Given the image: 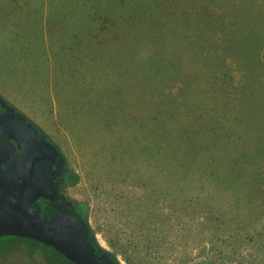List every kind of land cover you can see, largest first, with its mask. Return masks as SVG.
I'll use <instances>...</instances> for the list:
<instances>
[{
	"label": "rangeland",
	"instance_id": "rangeland-1",
	"mask_svg": "<svg viewBox=\"0 0 264 264\" xmlns=\"http://www.w3.org/2000/svg\"><path fill=\"white\" fill-rule=\"evenodd\" d=\"M0 104L53 148L52 203L112 264L98 229L152 192L264 224V0H0ZM4 241L0 264L46 263Z\"/></svg>",
	"mask_w": 264,
	"mask_h": 264
},
{
	"label": "trees",
	"instance_id": "trees-1",
	"mask_svg": "<svg viewBox=\"0 0 264 264\" xmlns=\"http://www.w3.org/2000/svg\"><path fill=\"white\" fill-rule=\"evenodd\" d=\"M202 108L204 112L213 110ZM70 182L76 180L72 178ZM133 188L132 191L136 190ZM107 194L111 202L120 203L124 199V194H113L112 189ZM164 197L152 192L149 197L138 198L126 209L117 211L121 228L112 224L109 235L106 229H98L114 255L127 264H264V224L251 228L233 225L209 204L202 211H185L183 207L198 200L176 195ZM7 239L32 243L45 264H74L42 242L24 237Z\"/></svg>",
	"mask_w": 264,
	"mask_h": 264
},
{
	"label": "water",
	"instance_id": "water-1",
	"mask_svg": "<svg viewBox=\"0 0 264 264\" xmlns=\"http://www.w3.org/2000/svg\"><path fill=\"white\" fill-rule=\"evenodd\" d=\"M0 115L7 123L6 134L0 138V238L24 237L33 239L51 246L74 264H112L98 252L90 236H88L83 223L70 215L57 214L49 220H39L37 216L29 214L18 197L12 191L14 183L26 176L38 163L37 152L50 153L55 159L54 150L40 138L31 127L21 119L0 106ZM17 131V133H16ZM18 134L22 142L29 143L30 154L34 153L36 160L21 170L14 171L7 164V174L11 176L8 182L2 181L1 167L5 152L9 148L7 142L10 134ZM24 146V145H23ZM25 147V146H24ZM26 152V150H24ZM25 154V153H24ZM23 156V155H21ZM73 218V219H71Z\"/></svg>",
	"mask_w": 264,
	"mask_h": 264
},
{
	"label": "flooded vegetation",
	"instance_id": "flooded-vegetation-1",
	"mask_svg": "<svg viewBox=\"0 0 264 264\" xmlns=\"http://www.w3.org/2000/svg\"><path fill=\"white\" fill-rule=\"evenodd\" d=\"M0 106L2 105L0 104ZM6 130L7 123L5 122L4 127L0 125V138L6 134ZM17 136L19 135L12 132L7 142L9 148L5 152L6 156L1 167L2 181L5 183L11 179V176L7 174L8 162L10 163L11 169L17 171L36 160L34 156L35 151L32 154L29 152V143L27 142L24 144L21 140L22 138H16ZM24 150H26L27 154ZM43 151L41 154V150H39L36 154V156L38 155V163L36 161V167L26 176L14 183L12 191H14V194L18 197V200L23 207L27 209L29 214L37 216L40 212H44L52 218L57 216V214H60L57 212L59 208L51 201L55 197V183L53 182L52 174L54 170V161L51 158L50 153H44ZM66 214L70 215L69 212L64 213L63 215ZM4 240L5 239L0 238V242H3Z\"/></svg>",
	"mask_w": 264,
	"mask_h": 264
}]
</instances>
